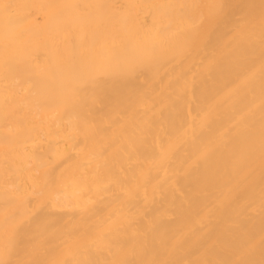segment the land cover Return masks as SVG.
<instances>
[{
  "label": "bare ground",
  "instance_id": "1",
  "mask_svg": "<svg viewBox=\"0 0 264 264\" xmlns=\"http://www.w3.org/2000/svg\"><path fill=\"white\" fill-rule=\"evenodd\" d=\"M0 264H264V0H0Z\"/></svg>",
  "mask_w": 264,
  "mask_h": 264
}]
</instances>
